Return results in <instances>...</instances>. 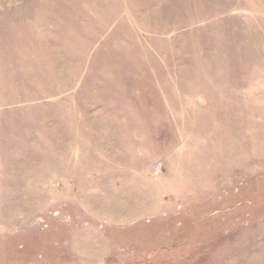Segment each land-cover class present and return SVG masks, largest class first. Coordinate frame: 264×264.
<instances>
[{"label": "rangeland", "instance_id": "1", "mask_svg": "<svg viewBox=\"0 0 264 264\" xmlns=\"http://www.w3.org/2000/svg\"><path fill=\"white\" fill-rule=\"evenodd\" d=\"M0 264H264V0H0Z\"/></svg>", "mask_w": 264, "mask_h": 264}, {"label": "crops", "instance_id": "2", "mask_svg": "<svg viewBox=\"0 0 264 264\" xmlns=\"http://www.w3.org/2000/svg\"><path fill=\"white\" fill-rule=\"evenodd\" d=\"M258 256H260L259 258H258V261H261V259H262V255L261 254H259Z\"/></svg>", "mask_w": 264, "mask_h": 264}]
</instances>
